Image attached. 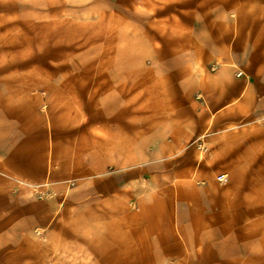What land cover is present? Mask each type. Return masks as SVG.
<instances>
[{
	"label": "rangeland",
	"instance_id": "1",
	"mask_svg": "<svg viewBox=\"0 0 264 264\" xmlns=\"http://www.w3.org/2000/svg\"><path fill=\"white\" fill-rule=\"evenodd\" d=\"M261 11L258 0H0L11 164L0 166V264H216L193 224L101 206L99 177L131 208L146 192L189 193L179 180L214 167L212 128L220 141L264 136ZM227 78L253 84L254 102L211 119L212 80ZM104 122L133 163L99 157ZM147 132L154 151L127 149Z\"/></svg>",
	"mask_w": 264,
	"mask_h": 264
},
{
	"label": "crops",
	"instance_id": "2",
	"mask_svg": "<svg viewBox=\"0 0 264 264\" xmlns=\"http://www.w3.org/2000/svg\"><path fill=\"white\" fill-rule=\"evenodd\" d=\"M258 6L262 8L261 17L264 21V0H258ZM224 70L229 72L232 68ZM210 88L212 93L210 114L214 120H218L227 112L240 111L241 108L242 113H246V104L254 102L252 97L256 93L254 85L244 79H214ZM146 119H149L148 116ZM9 125L10 122L2 114L0 130L4 135L7 128L5 126ZM102 127L99 149L105 153L102 151L99 157L104 158L106 162L114 161L116 166L133 163L134 159L124 160L120 153L124 149L122 130L116 131L112 140L108 138L106 122ZM261 131H264V128ZM257 134L258 132L255 134L228 132L220 141L218 131L215 132L212 128L210 140L214 152V167L179 180L191 184L188 186L191 190L189 193L183 187L179 189L177 196L173 192L168 193L166 197L155 192H146L135 197L134 206L130 208L127 198L118 187L112 190L110 179L106 176L99 177L104 192L102 195L104 202L101 206L112 205L113 210L120 212L136 210L137 219L140 220L150 215L154 221L156 217L159 218L158 222L164 225L175 222L184 233L190 229V224H193L192 230L200 235L196 234L194 237H210L214 240L216 264H264V136L260 134V137ZM134 138L137 137H132ZM5 143L7 145L9 143V128L6 137L0 136V144ZM153 143V137L147 132L141 145L134 139L127 149L138 151L150 147L154 151ZM108 145L114 146L113 158L107 155ZM2 148L9 152V149ZM146 155L148 159L154 156L152 152ZM195 157H199L197 152ZM7 158L9 155L3 152V156L0 157V166L3 170L11 168ZM127 159L129 162L126 163ZM216 173L227 174V181L223 184L218 183ZM81 183L88 186L90 182L83 180ZM184 236L192 237L188 234Z\"/></svg>",
	"mask_w": 264,
	"mask_h": 264
},
{
	"label": "built area",
	"instance_id": "3",
	"mask_svg": "<svg viewBox=\"0 0 264 264\" xmlns=\"http://www.w3.org/2000/svg\"><path fill=\"white\" fill-rule=\"evenodd\" d=\"M216 180L218 183L223 184L227 181V174L221 173L216 176Z\"/></svg>",
	"mask_w": 264,
	"mask_h": 264
}]
</instances>
